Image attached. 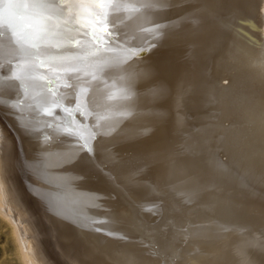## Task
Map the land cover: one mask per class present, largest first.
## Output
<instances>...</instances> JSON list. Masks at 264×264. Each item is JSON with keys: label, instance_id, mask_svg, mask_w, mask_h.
<instances>
[{"label": "bare ground", "instance_id": "bare-ground-1", "mask_svg": "<svg viewBox=\"0 0 264 264\" xmlns=\"http://www.w3.org/2000/svg\"><path fill=\"white\" fill-rule=\"evenodd\" d=\"M162 2L157 47L90 94L106 117L103 134L87 140L92 151L76 139L88 133L77 124L80 110L88 116L83 80L74 93L69 73L49 69L55 84L26 93L22 112L0 107V170L30 178L74 264H264V0ZM53 59L75 57L69 49ZM77 93L76 133L63 111L46 118L32 107H77ZM12 181L7 194H22ZM14 202L24 212L2 202L1 217L19 225L21 262L36 264L34 246L22 250L17 237L35 220L24 224L28 202Z\"/></svg>", "mask_w": 264, "mask_h": 264}, {"label": "snow or ice", "instance_id": "snow-or-ice-1", "mask_svg": "<svg viewBox=\"0 0 264 264\" xmlns=\"http://www.w3.org/2000/svg\"><path fill=\"white\" fill-rule=\"evenodd\" d=\"M164 7L162 0H0V90L14 87L21 90L19 99H3L0 91V107L11 106L22 112L20 100L26 93L55 84L47 79L49 69L67 72L66 88L76 93L78 86L72 81L81 80L86 88L85 108L95 123H88V116L80 110L84 122L77 121V124L88 133L87 138L80 134L76 139L91 152L87 140H95L103 134L102 121L106 119L96 115L91 92L113 73L126 74L127 61L142 59L157 47L155 41L164 35L161 29L165 25L155 22V14ZM137 21L140 23L130 34L129 22ZM69 49L73 50V61L58 63L53 59ZM17 70L25 75H9ZM84 77L89 79L84 80ZM31 99L35 101L36 97ZM78 105L77 93V107L61 108L59 104L53 106L47 102L39 107L33 103L32 107L38 116L46 118L54 117L57 110L63 111L66 126L76 133L72 117Z\"/></svg>", "mask_w": 264, "mask_h": 264}, {"label": "rangeland", "instance_id": "rangeland-1", "mask_svg": "<svg viewBox=\"0 0 264 264\" xmlns=\"http://www.w3.org/2000/svg\"><path fill=\"white\" fill-rule=\"evenodd\" d=\"M241 116V115H239ZM13 131H15L13 129ZM14 133V132H13ZM13 147V145H12ZM22 148H25L22 144ZM14 149V148H13ZM21 149H18V151ZM17 151V154L19 152ZM174 155V154H173ZM2 154L0 155V166H2ZM221 157V155H220ZM186 165V163H184ZM21 174V175H19ZM16 171L14 174L6 175L0 170V203L4 202L3 206L6 208L3 211H9L14 210L16 208H20V211L24 212V206L19 203V205H16L14 202L15 199L20 200H27L28 202V212L26 215L25 212V219L24 224L32 222L35 226L33 227H24L21 226L20 231L18 232V241L21 246V249L23 250V247L26 248H32L33 250L35 248L33 259L36 264H74L71 257L68 255L67 248L62 246L60 247L57 243L58 240L60 241L61 235L57 234V229L53 228L51 224L47 221L46 210L44 208V204L39 201L40 198L37 197L38 195H34L30 189L33 190L34 187H32V181L27 175H24L23 173H19ZM23 175L25 177H23ZM21 176V177H20ZM14 178V181L10 182L16 185L21 190L20 194L18 191H16V196L8 195V179ZM26 177L28 180V183L26 182ZM11 181V179H10ZM31 198H30V196ZM33 196V197H32ZM34 198L37 202L34 201ZM18 212V214L20 213ZM26 211V210H25ZM6 213V212H5ZM17 213V212H16ZM21 215V214H20ZM2 214H0V264H23L21 262L19 252L17 249L15 236L12 233L13 227H19V225L14 222L15 226L11 227L9 226L8 222L5 221L2 217ZM36 218V219H35ZM33 220H35L33 222ZM38 220V221H37ZM28 221V222H27ZM38 223V224H37ZM29 225V223H28ZM29 255V253H28ZM37 257V258H36ZM29 257L24 258V260H28ZM31 258V257H30ZM83 260V259H82ZM45 261V263H44ZM84 261V260H83Z\"/></svg>", "mask_w": 264, "mask_h": 264}]
</instances>
